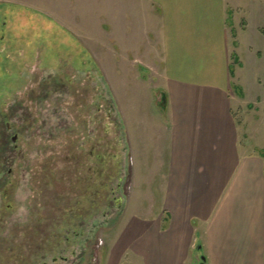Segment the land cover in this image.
<instances>
[{"label": "rangeland", "instance_id": "rangeland-1", "mask_svg": "<svg viewBox=\"0 0 264 264\" xmlns=\"http://www.w3.org/2000/svg\"><path fill=\"white\" fill-rule=\"evenodd\" d=\"M97 2L0 0V33L4 28L1 25L4 11L8 8L15 12L9 15L13 22H16L18 10L23 9L26 16L18 19L21 24L29 20L27 15L38 23V27L32 25L21 31L19 38L20 29L16 26L7 30L8 36L18 38L19 48L26 53L33 52L32 46L26 45L30 37L43 45L52 42L59 45L66 38V31L57 20L74 29L75 33L80 28L84 36L104 39L103 46L94 37L98 43L86 40L91 45L92 56L86 55L84 64L71 58L73 68L67 66L65 58L59 61L54 50L49 51L50 63L45 64L41 61L44 57H40L36 66L25 53L19 56L18 47L17 51L13 48L7 54H14L16 62L5 63L6 69L14 74L22 73L23 82L15 87L22 89L23 118L32 121L27 122L26 133L22 130L17 142L24 150L23 157L14 151L13 161L5 170L0 169V178L7 176L9 168L18 172L26 170V179L21 181L16 201L10 202L11 207L7 206V199L2 200L0 192V213L3 210L7 216L5 221H0V264H106L109 253L113 255L114 252L113 264H129L132 255L130 252L124 255L127 237L138 230L142 221L145 224L153 222L160 211L158 135L153 131L157 128L155 124L163 122V112L158 108L166 100L157 79L162 67L154 58V47H160L157 37L162 26L161 7L152 4L151 0H102L99 5ZM218 3L223 19L222 54L229 59L233 70V74L225 71L223 88L239 125L241 150L246 155H261L264 160V0H218ZM100 8L109 12L108 17L128 8L133 15L132 19L129 17L132 25L136 26L137 21L145 26V32L140 29L139 35L142 34L145 45L150 46L142 49V61L137 60L138 55H135L137 59L131 55L133 61L128 59V63L112 62L111 53L118 48L112 47L108 39L106 32L110 30V23L99 19ZM137 43L140 48L142 36ZM31 57L35 59L34 54ZM90 59L93 60L91 64ZM115 70L119 74L117 77ZM50 73L54 76L53 94L39 96L35 101L26 98L29 90L25 87L35 79V74L41 82ZM3 83L1 81L0 87ZM115 85L124 101L119 102L113 94ZM41 89L38 86V90ZM34 119L35 124H32ZM98 122L102 134L112 135L115 146L112 165L117 169L112 179L114 184L108 187L111 205L101 202L100 212L86 217L78 213L84 203L82 190L77 191L76 177L94 143ZM131 122H135V126L130 125ZM129 141L131 146L135 141L134 153ZM9 149L15 150L13 143H9ZM34 173L39 177L36 178ZM146 186L151 190L148 191ZM30 214L33 219H29Z\"/></svg>", "mask_w": 264, "mask_h": 264}, {"label": "crops", "instance_id": "crops-1", "mask_svg": "<svg viewBox=\"0 0 264 264\" xmlns=\"http://www.w3.org/2000/svg\"><path fill=\"white\" fill-rule=\"evenodd\" d=\"M151 1L161 7L162 26L157 37L160 47H154V58L162 67L157 79L167 103L165 108L159 106L163 122L155 124L157 128L153 131L158 135L160 211L153 222L142 221L136 232H130L124 255L127 252L132 255L129 264H201L202 258L206 264H264V160L261 155L242 152L239 125L223 88V76L225 71L230 73V63L222 54L223 19L218 0ZM101 3L98 0L96 4ZM12 11V8L4 11L1 24L4 28L0 36L6 50L11 49L9 43L14 40V36L7 35L10 26L20 29L18 38L21 31L32 25L38 27L29 15L24 23L27 27L19 22L26 16L23 9L18 10L13 22L9 19ZM107 15L109 12L100 8L99 19L110 23L106 33L112 47L118 48L111 53L112 62L128 63V59L133 61L131 55H138L135 58L142 61V49L150 46L139 35L140 29L145 32V26L137 21L136 26L132 25L129 17L132 19L133 15L128 8ZM57 23L67 34L59 45L38 44L31 37L26 40V45H33L30 53L44 57L41 61L45 64L50 63L49 51L54 50L59 61L65 58L67 66L73 68L71 58L81 60L82 64L87 61L86 55L91 58L88 41L98 43L96 38L99 45H104L102 37L84 36L80 28L77 34L65 23L59 20ZM139 36H142L140 48ZM114 89L116 99L124 101L117 86ZM130 125L135 126V122ZM134 142L131 146L129 141L133 153ZM146 189L151 190L150 186ZM114 256L115 252L109 253L106 264H113ZM119 256L121 259L122 253Z\"/></svg>", "mask_w": 264, "mask_h": 264}, {"label": "flooded vegetation", "instance_id": "flooded-vegetation-1", "mask_svg": "<svg viewBox=\"0 0 264 264\" xmlns=\"http://www.w3.org/2000/svg\"><path fill=\"white\" fill-rule=\"evenodd\" d=\"M18 42L19 41L17 39H14L11 40L9 44L11 49L14 48L15 51H17V47H18L19 56L21 57L23 56V54H21L22 49L19 48L20 45L18 46L17 44ZM11 49L6 50L4 39L1 38L0 36V83L1 81L4 82L3 87H0V165H1L0 169L1 170L2 169L5 170L7 168L6 165L11 163V161H13L14 151H17L19 156L23 157L24 150L22 148H19L17 142L20 139L22 130L25 129L24 133H26L27 122L32 121V120L28 121L26 117L23 118L22 115L23 113L21 112V107H23L24 105L21 101L23 98L22 89L17 90L15 87V84H19L23 82L22 73L19 72L18 74H14L10 70H7L6 69L7 67H5V63L16 62L14 56H12L14 54L11 53L7 55L9 52H11ZM27 55L32 61H34L36 66V62L37 59L39 58V55L35 56L36 61L35 59L33 60V58L31 57L32 53H27L26 56ZM53 78L54 76L49 74L47 78H45L41 82H38L37 74H35V79L33 81H29V84L27 83L28 86L25 87L26 91L29 90L28 93L25 94L26 98L27 97L29 99L32 98V100L35 101L38 99L39 96L41 98L43 97V95H47L51 93L53 94L51 90V85L54 83ZM48 79H50L51 82H48ZM67 81H68V75H67ZM38 86H40V89L42 88L41 91L38 90ZM34 105H35L34 109H36L37 108L36 103ZM35 121L36 119H34V121L31 123L35 124L34 123ZM100 128H101V123L99 122L96 123L97 135L94 138V143L90 146L89 148L90 150L88 151L87 155L84 158L83 161L84 167L81 168V171L78 172L79 175L76 177L77 178L76 183L78 186L77 191L80 192L82 190L81 196L83 198V203H84L82 208L78 210V213L84 216H86V213H89L90 215L99 213L102 208L100 207L101 202L103 201V198L105 196L107 197V199L104 200H107L108 202V203L105 202V205L106 206L111 205L110 203L111 193H108L109 192L108 187H110L114 183L112 181L110 183L109 181H105L103 183L102 175L105 174L109 176H116L115 170L117 168L114 167V165H112L113 164L112 150L115 146L112 144L113 142L112 135L110 133L102 134ZM9 143L14 144L15 150H10V149L8 150ZM65 158H67V160L69 159V157H65ZM69 164L70 166L72 164L70 163V160H69ZM20 172L14 171L13 168H9L8 173L6 174L7 178L6 177L0 178V192H2L1 197L2 200L7 199L8 207H11L10 202L16 201L17 191H19L21 181L23 179H26V170L25 172L23 171ZM34 176L36 178L39 177L38 173H34ZM106 185L108 186L106 187ZM103 187H105L104 188L105 190H103ZM86 200H89V202L91 203L88 206L91 209L89 208L88 210H85ZM6 217H7L6 213L2 210V212L0 213V221H5ZM29 219H33V216L31 214L29 215Z\"/></svg>", "mask_w": 264, "mask_h": 264}, {"label": "trees", "instance_id": "trees-1", "mask_svg": "<svg viewBox=\"0 0 264 264\" xmlns=\"http://www.w3.org/2000/svg\"><path fill=\"white\" fill-rule=\"evenodd\" d=\"M230 73L231 74H233V70H232V65H230ZM111 177V178H110ZM113 177L114 176H109V175H105V174H103L102 175V178H103V183L105 182V181H109V183L112 181V179H113ZM108 184V183H107ZM108 185H106V187H107ZM105 187H103V190H105L104 189ZM104 199H107V197L105 196L104 198H103V201L102 202H104V204H105V202L106 203H108L107 202V200H104ZM91 203L89 202V200H86V207H85V210H88L90 207H88L89 205H90ZM91 209V208H90ZM86 217H90V214L89 213H86Z\"/></svg>", "mask_w": 264, "mask_h": 264}, {"label": "water", "instance_id": "water-1", "mask_svg": "<svg viewBox=\"0 0 264 264\" xmlns=\"http://www.w3.org/2000/svg\"><path fill=\"white\" fill-rule=\"evenodd\" d=\"M166 100L164 99V102L160 105L161 107L165 108L166 107ZM201 264H206L205 258H202Z\"/></svg>", "mask_w": 264, "mask_h": 264}]
</instances>
